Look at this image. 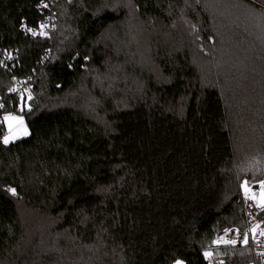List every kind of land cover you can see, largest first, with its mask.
Returning <instances> with one entry per match:
<instances>
[{"label":"trees","instance_id":"16d2710c","mask_svg":"<svg viewBox=\"0 0 264 264\" xmlns=\"http://www.w3.org/2000/svg\"><path fill=\"white\" fill-rule=\"evenodd\" d=\"M0 106V264H260L210 245L264 181V0H0Z\"/></svg>","mask_w":264,"mask_h":264},{"label":"built area","instance_id":"2783aa9c","mask_svg":"<svg viewBox=\"0 0 264 264\" xmlns=\"http://www.w3.org/2000/svg\"><path fill=\"white\" fill-rule=\"evenodd\" d=\"M67 2H72L73 0H65ZM53 1L43 3V9H50L53 6ZM32 29V31H29ZM56 30V20L55 15L51 14L46 19H44L38 27H28L26 24L22 25L23 33L30 37L31 39H50ZM16 58V54L14 53H5L1 57V64L5 68L11 69L15 66L14 61ZM10 94L16 97H19L22 100L29 101L33 98V86L32 81L21 80L14 83V85L10 89ZM1 107V106H0ZM10 117H19L18 112H11L9 114ZM6 115H4L0 119V123L5 125ZM7 137H9V143L16 141L12 139L11 133H6ZM5 144V143H4ZM245 181H243L242 185ZM248 182V181H247ZM249 188L251 189L247 195L245 194L244 188L242 189L243 196V204L244 211L246 215L247 228L245 230H239L236 228L228 229L220 232L216 238L213 240L211 248L213 249H221V248H243L247 246H251L255 257L258 259L260 264H264V209L259 208L257 205L260 200L261 195V182L259 183H251L248 182ZM255 196V199L251 197ZM248 235V243H243V236ZM235 239L237 243L235 245L225 244L223 241Z\"/></svg>","mask_w":264,"mask_h":264},{"label":"snow or ice","instance_id":"6c2138e0","mask_svg":"<svg viewBox=\"0 0 264 264\" xmlns=\"http://www.w3.org/2000/svg\"><path fill=\"white\" fill-rule=\"evenodd\" d=\"M29 31H32V29H29ZM85 59H87V58H85ZM4 119L5 120H9V119L15 120L17 118L16 117H8V116H6V117H4ZM3 143L8 144L9 143V137L5 136L4 139H3ZM242 187L244 188V191H245L246 195L251 190L249 188V185H248L247 181L244 182ZM260 188H261V202H259L257 206L259 208H261V209H264V181L261 182ZM11 192H12V194H15V189H11ZM251 198L255 199V196H253ZM261 235H264V233H261ZM223 243L235 245L237 243V241L235 239H232V240H225V241H223ZM243 243L244 244L248 243V235L247 234H245L243 236ZM205 255L206 256H210L211 253H207L206 252ZM176 264H181V262L178 260V261H176Z\"/></svg>","mask_w":264,"mask_h":264},{"label":"rangeland","instance_id":"374dc122","mask_svg":"<svg viewBox=\"0 0 264 264\" xmlns=\"http://www.w3.org/2000/svg\"><path fill=\"white\" fill-rule=\"evenodd\" d=\"M29 104H30V101H27V107H29ZM6 116L10 117L9 115H6ZM5 127H6V133H11L12 139L17 140L19 138H22L28 135V130L26 126L24 125V119L22 117H17V119L15 120H12V119L5 120ZM259 202H261V195H260ZM181 264L183 263L181 262Z\"/></svg>","mask_w":264,"mask_h":264},{"label":"water","instance_id":"95a60500","mask_svg":"<svg viewBox=\"0 0 264 264\" xmlns=\"http://www.w3.org/2000/svg\"><path fill=\"white\" fill-rule=\"evenodd\" d=\"M23 138H20V139H18V140H22Z\"/></svg>","mask_w":264,"mask_h":264}]
</instances>
